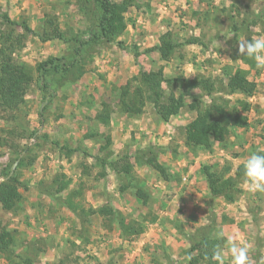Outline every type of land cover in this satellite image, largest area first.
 Listing matches in <instances>:
<instances>
[{
    "label": "rangeland",
    "instance_id": "374dc122",
    "mask_svg": "<svg viewBox=\"0 0 264 264\" xmlns=\"http://www.w3.org/2000/svg\"><path fill=\"white\" fill-rule=\"evenodd\" d=\"M114 1L126 4L123 6L128 21L125 34L111 42H100L92 53L84 51L83 73L73 68L75 76L65 79L60 87L52 82L53 95L41 88L38 79L27 94L24 108L29 113L31 128L43 136L41 148L34 165L20 169L21 181L28 187H20L24 194L20 207L14 212L0 205V218L16 233L17 251L28 250L36 264H60V261L166 264L164 252L167 251L174 264H186L188 254L184 251L189 242L178 233L172 220H163L166 217L178 220L190 231L208 223L212 213H216L224 237L242 238L250 245L249 264H264V193L244 188L242 176L238 197L230 203L223 197L213 198L207 181L209 173L223 172L227 166H231L234 173L257 149H264V69L254 68L249 75L258 85L257 91L248 98L251 103V109L246 112L249 126L231 127L227 139L216 143L211 151H193L184 145V126L197 114L189 108L190 96L180 112L168 121L159 117L151 103L138 115L124 113L119 106L120 87L139 74L141 67L148 70L163 67L168 77L202 75L211 78H221L228 64L249 68L232 58L234 49L239 47L238 41L247 37L242 34L235 41L230 16L240 20L247 14L261 13L263 21L251 26L250 39L264 36V0ZM0 7L14 19H27L35 31L29 34L26 46L17 55L33 65L51 55L65 56L69 61L77 56L73 43L40 40L36 32L41 29L46 12H54L62 29L74 33H81L93 22L89 13L83 14L79 9L76 0H0ZM166 35L177 44L170 54H163L157 48ZM136 47L139 55H135ZM164 87L168 92L166 83ZM174 90L179 93V88ZM194 92L204 103L210 102L204 90ZM214 94L227 97L230 104L244 97L242 94ZM105 105L110 109L108 124L97 120V114L104 111ZM4 126L7 122L0 113V127ZM106 135L112 137V143L109 151L102 152L100 147L105 145ZM35 141L32 138L28 143ZM54 141L81 149L67 158L65 150ZM150 144L157 146L158 160L170 178L146 165L135 166L137 183L150 195L147 204L137 200L130 190L121 193V183L110 168L106 177L98 176L101 168L95 166L94 156L104 157L112 152L109 157H118ZM11 157H14L12 150L0 146V181L3 169L12 163ZM58 170L72 177L71 188L83 189V202L87 207L106 203L117 209L120 217L109 223L95 214L83 224L85 222L66 207L40 194L38 181L49 179ZM154 216L158 220L151 222ZM122 217L125 221L142 222L144 232L140 235L124 233L118 222ZM226 262L230 264L227 253ZM0 264L16 263L0 255Z\"/></svg>",
    "mask_w": 264,
    "mask_h": 264
},
{
    "label": "trees",
    "instance_id": "16d2710c",
    "mask_svg": "<svg viewBox=\"0 0 264 264\" xmlns=\"http://www.w3.org/2000/svg\"><path fill=\"white\" fill-rule=\"evenodd\" d=\"M76 2L83 14L89 13L93 20L81 33H74L69 29L63 30L55 13L46 12L41 29L36 34L41 41L45 42L59 39L66 43H73L77 56L69 61L65 56L51 55L34 65L17 57L26 46L29 34L34 30L27 19H14L0 7V113L7 122V126L0 127V146L11 149L14 154V157H11L12 163L3 169V180L0 181V205L6 211L16 212L20 207L24 198L20 187L28 188L27 183L21 181L20 169L34 165L39 154L38 150L41 148L40 140L43 139V136L37 134V129L31 128L28 120L29 113L24 108L27 94L33 83L38 79L41 88L50 91L53 95L54 92L50 88L52 82L60 87L65 79L75 76L73 68L79 74L83 73L82 60L86 56L84 51L92 53L100 42L114 41L124 35L127 30L128 21L124 13L126 4H118L114 0H76ZM237 12L239 15V9ZM230 17L233 21L231 27L235 41L242 34L250 40L251 26L258 21H263L261 13L247 14L240 20H233L234 15ZM175 47L177 44L172 43L166 35L157 48L164 52L163 54H170ZM139 54L136 47L135 55ZM232 58L236 62L241 61L248 65L249 68L234 66L233 63L228 64L223 69L221 78H211V76L202 75L168 77L163 67L149 70L141 67L139 74L120 87V109L124 113L138 115L144 112L148 103H151L159 117L168 121L180 112L186 105V98L190 96L192 102L189 108L196 110L197 114L184 126V145L193 151L198 149L211 151L216 143H223L227 139L231 127L249 126L246 112L251 109V103L248 98L258 88L257 82L249 79L251 70L256 68L255 61L248 57H241L238 47L234 49ZM164 83L169 87L168 92ZM176 87L179 88V93L175 92ZM195 89L204 90L210 97V102L204 103L202 97L194 92ZM214 92L228 95L242 94L244 97L230 104V99L215 95ZM97 120L104 124L110 122L109 106L105 105L104 111L97 114ZM32 138H35V143H28ZM105 138V145L100 147L102 152L106 151L112 143L110 135H106ZM18 140L27 142L20 144ZM54 144L62 151L65 150L67 158L81 149V147H71L67 144L60 145L58 141H54ZM157 150L156 145L150 144L136 149L133 153L126 152L113 158L109 157L110 154L112 155V152H109L104 157L94 156L96 160L94 164L101 168L98 173L100 178L106 177L107 168H110L121 183L119 188L121 193L130 190L137 200L147 204L150 195L143 185L137 183L134 169L136 165H146L159 170L165 178L169 179L166 168L158 160ZM255 153L264 154V149H257ZM18 159L16 171L9 176L13 162ZM243 166V164L237 166L234 173L231 172L233 170L231 166L225 167L223 172L209 173L207 181L211 196L223 197L226 202H234L238 197L237 192H240L238 184L244 173ZM72 182L71 176L63 170H58L49 179L44 178L38 181L37 189L40 194L49 197L56 204L66 207L81 222H85L83 224L88 223L89 217L95 214L106 218L109 223L120 217L121 213L106 203L99 207H87L83 202V189L80 186L71 188ZM157 218L154 216L150 221L156 222ZM209 218L208 223L190 231H186L178 220L168 217L163 220V222L172 220L178 233L184 235L189 242V246L184 251L188 254L186 264H215L211 260L213 250L217 244L222 245L226 237L221 238L219 235L221 229L217 222V214L212 213ZM224 220H227V217H224ZM118 222L126 234L140 235L145 230L144 224L139 221H125L122 217ZM17 246L15 231L9 229L0 218V255L12 263L36 264L35 257L29 254L28 250L17 251ZM164 254H166L164 256L166 264L175 263L169 252L165 251ZM206 256L208 259H205ZM60 264L69 263L60 261ZM225 264L228 263L225 262Z\"/></svg>",
    "mask_w": 264,
    "mask_h": 264
},
{
    "label": "clouds",
    "instance_id": "9594fccd",
    "mask_svg": "<svg viewBox=\"0 0 264 264\" xmlns=\"http://www.w3.org/2000/svg\"><path fill=\"white\" fill-rule=\"evenodd\" d=\"M228 39V38H226ZM238 53L241 57L253 59L257 69H264V36L238 41ZM243 187L250 192L264 193V154L253 153L244 162ZM220 237H224L221 232ZM250 245L244 239L228 236L223 244H217L211 260L215 264H225L226 253L230 264H249ZM205 259H208L206 256Z\"/></svg>",
    "mask_w": 264,
    "mask_h": 264
},
{
    "label": "water",
    "instance_id": "95a60500",
    "mask_svg": "<svg viewBox=\"0 0 264 264\" xmlns=\"http://www.w3.org/2000/svg\"><path fill=\"white\" fill-rule=\"evenodd\" d=\"M18 163H19V160H16V161L14 162V164H13V166H12V170H11V173H10V174H12V173H13V171H14V169L16 168V166L18 165Z\"/></svg>",
    "mask_w": 264,
    "mask_h": 264
},
{
    "label": "crops",
    "instance_id": "0c3cea01",
    "mask_svg": "<svg viewBox=\"0 0 264 264\" xmlns=\"http://www.w3.org/2000/svg\"><path fill=\"white\" fill-rule=\"evenodd\" d=\"M184 203V201H182ZM196 213L195 214H198V211H195Z\"/></svg>",
    "mask_w": 264,
    "mask_h": 264
}]
</instances>
